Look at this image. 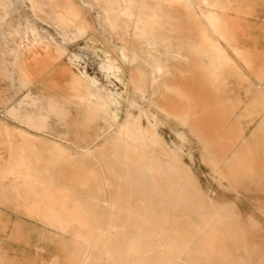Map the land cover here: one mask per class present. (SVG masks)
I'll use <instances>...</instances> for the list:
<instances>
[{"label":"rangeland","instance_id":"rangeland-1","mask_svg":"<svg viewBox=\"0 0 264 264\" xmlns=\"http://www.w3.org/2000/svg\"><path fill=\"white\" fill-rule=\"evenodd\" d=\"M255 3L0 0V264H48L53 233L68 248L86 242L76 224L61 230L23 213L10 189L53 190L112 211L113 231L149 251L160 237L174 243L177 232L190 242L195 226L217 240L215 264L228 254L238 264H264V149L246 143L233 115L240 101L219 96L218 87L236 60L246 61L239 44ZM192 61L199 72L181 67ZM196 120L244 141L233 174L223 172L225 159L212 153ZM118 132L139 140L134 165L112 144ZM107 162L119 171L120 204L74 176L86 167L103 182Z\"/></svg>","mask_w":264,"mask_h":264},{"label":"bare ground","instance_id":"bare-ground-1","mask_svg":"<svg viewBox=\"0 0 264 264\" xmlns=\"http://www.w3.org/2000/svg\"><path fill=\"white\" fill-rule=\"evenodd\" d=\"M150 22L152 23L153 21ZM185 66L194 67V70L197 72H199L198 70L200 69L199 64L193 61L188 64H181L182 68ZM196 121L198 122L197 125L199 130L202 132V134H204L207 142L212 144L210 150L215 154V157H218L219 162L222 158L225 159L223 172L228 176L233 174L235 172L232 166L233 162H235L234 159L239 155L245 154L246 152L244 141L239 139L234 142L221 132L212 134V131L209 129V124L198 120ZM238 142H240L239 147L237 149L231 150V147H233ZM112 144L126 151V157L128 159L127 161L131 165H134L137 162V159L141 157V154L138 150L139 140L135 138V135L133 134H115V136H113ZM21 158H23V156H21ZM11 162V164H9V161L6 162V171L9 170V172L13 174L14 168L12 165L14 161L11 160ZM25 164V167H27V163ZM101 173L103 182H101V180L99 181L98 175L93 170L86 169V167L77 166L74 176L77 180V185L80 187L88 188L93 186L99 195L98 198L101 197L102 191L104 190L103 188L108 189L109 202L111 201V203L120 204L122 194L120 192L119 171L117 166H115L113 163H104L102 164ZM181 175L184 177V173H181ZM55 194L56 196H49V198H47L45 201L49 205L48 212H54L53 209L54 207L56 208L55 212L57 213V227L61 230H65L70 225L76 224L79 228L83 229L82 233H80L78 236L81 239H85L86 241L84 243L80 240H74L73 250L68 261L69 264H215L214 261L211 260L212 258H210V253L216 249L215 245L217 240L214 241V245L209 243L206 240V233L195 226L193 227L194 229L191 227L187 229L188 233L193 236L190 242H188V240L182 236V233L180 239L179 233L175 232L176 236H174V238L176 237L175 239L177 240L174 243L173 241L172 243L169 242L164 237H160L158 240L153 242V246L150 247L151 251H149L146 249L143 243L137 244L139 239L137 241L133 239L129 241L125 236L113 231V226L117 224V220L112 211L106 210L105 213L102 214L100 208L97 207V205L92 207L88 205L87 202H84L77 197L70 198V196H62L57 198V191ZM62 194L70 195V190L65 189L62 191ZM168 201L169 200H167V202ZM164 202L165 201L162 203ZM110 210L112 209L110 208ZM96 219L97 223H99L101 220V224H99V226H101V230H99L97 236H94L93 234L92 237L91 229L95 225ZM133 228H137V226L134 225ZM152 230L149 232L151 236L155 235V230ZM181 230H183V228H181ZM173 235H175L174 232ZM61 236L62 235L59 234L60 239ZM223 242L224 241L221 240L220 237L218 244L222 245ZM217 251L222 254L221 251ZM222 259L226 262V264H238L236 257H232L230 254L223 256Z\"/></svg>","mask_w":264,"mask_h":264},{"label":"crops","instance_id":"crops-1","mask_svg":"<svg viewBox=\"0 0 264 264\" xmlns=\"http://www.w3.org/2000/svg\"><path fill=\"white\" fill-rule=\"evenodd\" d=\"M245 19V40L244 43L239 41V47L245 50L246 61L242 63L236 60V71L228 77H221L218 84L219 96H231V99L240 101L233 113L240 132L250 148L264 149V0H256L254 11ZM10 190L17 198L12 194V202H24L21 207L23 213L50 227H57V213L46 211L49 205L41 199L56 196V191L50 190L48 194H42L38 193V190ZM24 192L27 193V198L22 199ZM51 192L53 194H49ZM53 234L57 240L52 249L53 259L48 264H69L73 245L68 248L67 242H63L59 235Z\"/></svg>","mask_w":264,"mask_h":264}]
</instances>
